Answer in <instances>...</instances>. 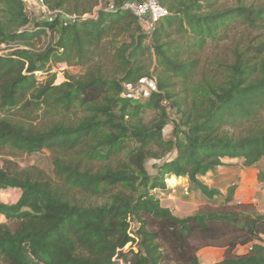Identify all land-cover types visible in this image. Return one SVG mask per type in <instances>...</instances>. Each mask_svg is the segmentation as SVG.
I'll list each match as a JSON object with an SVG mask.
<instances>
[{
    "label": "trees",
    "instance_id": "16d2710c",
    "mask_svg": "<svg viewBox=\"0 0 264 264\" xmlns=\"http://www.w3.org/2000/svg\"><path fill=\"white\" fill-rule=\"evenodd\" d=\"M123 1L115 3L120 8ZM159 1L170 15L159 22L149 46L136 16L120 9L65 24L59 19L32 21L24 0H0V43L23 47L0 54V108L5 114L0 115V151L10 146L29 154L43 149L55 154V178L37 169L18 171L0 164V190L22 191L16 203L0 201V216L6 217L0 223V264H202L199 250L211 242H199L221 240L229 250L217 264H264V214L245 211L250 205L238 204L243 210L235 213L179 217L152 193L168 192L170 176L187 177L191 190L213 200L223 193L202 177L223 165L224 158L242 159L247 167L264 158V127L250 134L237 131L264 109L263 40L256 45L232 43L226 78L203 75L205 92L189 99L199 63L193 50L208 40L228 39L239 25L264 30V5L221 8L217 0ZM45 2L71 14L91 12L99 4ZM169 29L176 37L169 34L165 40ZM115 32L129 34L131 40L114 46L112 78L101 71L70 76L61 84L47 78L49 63H86ZM47 38L49 43H43ZM147 54L156 57V89L144 103H134L124 97V85L152 76L144 65ZM168 101L181 114L170 140L163 134ZM147 109L157 111L152 125L141 116ZM33 110L77 119L37 128L14 117L29 118ZM77 111L82 112L80 119ZM174 151V158L158 165V175L149 174L148 158L161 159ZM73 153L103 165L92 170L74 160ZM71 190L81 198L106 200L86 204ZM232 235L239 237L228 240ZM240 244L247 251L232 252Z\"/></svg>",
    "mask_w": 264,
    "mask_h": 264
},
{
    "label": "rangeland",
    "instance_id": "374dc122",
    "mask_svg": "<svg viewBox=\"0 0 264 264\" xmlns=\"http://www.w3.org/2000/svg\"><path fill=\"white\" fill-rule=\"evenodd\" d=\"M25 1V0H24ZM30 0H27V3ZM102 2V5L105 6L108 0H99ZM100 4V3H99ZM98 4V5H99ZM240 4L244 5H264V0H217V7H234ZM102 6V7H103ZM77 7L81 9L82 5H71L70 8L74 9ZM101 10V9H99ZM102 12V10L100 11ZM98 12V13H100ZM74 14H79L74 12ZM34 21H41V15L35 13ZM142 29H144L142 27ZM236 29V28H235ZM132 32V31H131ZM144 32V30H143ZM169 34L171 38H175L176 35L172 32V29L168 30V34L165 36V40L169 39ZM152 35V34H151ZM147 35L145 38V44L152 46L154 44L153 36ZM235 36V39L232 38ZM229 38H232L229 41ZM226 40L212 41L208 40L202 48H197L193 50V57L199 59L198 67L194 73L192 83L190 84L191 93L189 96L192 98L194 96H199L204 93L205 84L202 83L203 75L220 77L221 79L226 78V65L231 63V45L235 41H240L242 43H247L249 45H256L258 41H264V30H245L242 25H239L238 30H235L230 34V37ZM131 37L129 34H119L113 33L106 38L102 44L96 48L94 58L86 63L73 62V64H67L64 62H52L46 66V69L49 71L46 73L47 78L50 80L54 78L55 84H61L68 79L70 76L81 77L88 71H101L102 74L106 75L109 78H112L116 73L115 62L111 58V53L114 49V46H119L123 42L130 41ZM49 43V38L47 41L44 40L43 43ZM38 47L43 48L42 44H38ZM16 47H10L8 50L14 51ZM154 52L152 47V53ZM144 65L146 69L151 73L152 76L149 78L156 80L158 78V72L156 71L157 63L155 54L151 56L147 54L144 57ZM146 80V81H145ZM148 78H144L135 83H126L124 90V97L131 99L134 103L142 102L144 103L148 99V92L152 91L151 81ZM145 81V82H144ZM157 82V80H156ZM179 87L177 88V90ZM167 103V104H166ZM166 110L168 112L167 124L163 130L164 138L167 140L174 139L175 126L180 122V113L178 109L173 106L169 101L166 102ZM131 110V109H130ZM78 117L82 116L81 111H77ZM0 115H5L3 109L0 108ZM29 118L27 116L17 117L18 119H24L28 124L35 126L37 128H43L50 124H54L59 120L66 122L73 121L77 117L73 114L56 112L50 110L44 112L43 110H33L29 113ZM141 116L144 118L145 122L149 125H152L157 118V111L154 109L145 110ZM264 127V109L261 110L257 116L252 117L250 120H245L237 131H240L242 134H250L253 132L259 131L260 128ZM134 144V143H133ZM54 153L48 149H43L42 151L36 154H29L22 150L14 149L10 146H7L3 151H0V164L3 166H8L11 169L18 171L24 170H40L46 176H51L55 178L53 158ZM176 156V151L167 154L161 159L148 158L145 162V166L150 175H158V165H161L166 160H171ZM72 157L76 161L82 162V165L91 168L92 170H97L103 165V162L100 160H91L86 157H82L81 154L73 153ZM223 165L218 166L219 170H235L226 175V179L220 182H216L219 188H224L222 196H217L213 200L208 199L200 191H194L190 189V183L186 180H179L170 176L166 180L167 185H176V191L172 192L170 195L167 191H162L161 189L152 190V193H155L159 198L161 204L165 207H169L174 214L179 217H187L198 212L208 213L213 211H230L237 212L241 207H238L239 201H244L250 206L246 207L245 211H254L258 214H264V158L260 160L253 166H250L252 169L258 170V184L257 189L260 190L258 197L253 198L251 196H244L243 185H241V176L242 170L246 169L247 166L244 164L242 159L234 158L231 162V159L224 158ZM227 161V162H225ZM55 180V179H54ZM210 180V179H208ZM206 182L207 180H203ZM214 182V181H213ZM233 190V191H232ZM231 191L233 193H231ZM72 193H75V197L81 198V194L77 191L71 190ZM21 189L19 188H9L6 190H0V201L13 204L16 203L21 197ZM235 194L239 198L235 197ZM232 198L231 201L227 200ZM81 200L85 201L86 204H102L106 200L104 197H96L87 195V197H82ZM240 206V205H239ZM243 210V209H242ZM238 235H232L228 238L230 241L237 239ZM211 242L207 246H201L198 256L202 264H217L223 260L224 256L227 255L229 246H226L225 240L221 241H204L199 242V245H205V243ZM198 243V242H197ZM247 247L240 244L236 248L232 249V252H246Z\"/></svg>",
    "mask_w": 264,
    "mask_h": 264
},
{
    "label": "built area",
    "instance_id": "2783aa9c",
    "mask_svg": "<svg viewBox=\"0 0 264 264\" xmlns=\"http://www.w3.org/2000/svg\"><path fill=\"white\" fill-rule=\"evenodd\" d=\"M115 2L116 0H108L105 6L102 5V2H99L100 4H97L91 12H87L84 14H71L65 11L64 9H52L45 2V0H30L28 1V3L27 0H25L27 10L32 21H34V14L37 13L41 15V21L43 22H54L56 19H59L61 22L68 24L70 22H75L79 20L97 19L100 14L98 12H100L101 10L105 12H116L120 9L124 12H129L135 15L141 23L142 27L144 28V33L147 35H151L157 28L159 22L165 20L170 15L168 8L163 6L159 0H124L120 8L116 5ZM29 26L30 25H28L27 27ZM10 47H16V49L23 48L22 46L18 47L14 45H6L4 43H0V54L6 55L12 52H9L8 50ZM148 79L152 80V78ZM156 83L157 82L156 80L154 81V79L151 81L152 91L148 92V96H150L151 93L156 89ZM119 264H130V262L126 260H121Z\"/></svg>",
    "mask_w": 264,
    "mask_h": 264
},
{
    "label": "crops",
    "instance_id": "0c3cea01",
    "mask_svg": "<svg viewBox=\"0 0 264 264\" xmlns=\"http://www.w3.org/2000/svg\"><path fill=\"white\" fill-rule=\"evenodd\" d=\"M230 159V158H229ZM234 158L231 159V162L233 161ZM227 162V161H225ZM232 171L235 172V170H219L218 168H216L213 171L208 172L205 176L202 177V180H207L205 183L207 185H209L210 187H214L219 189L222 193L224 192V188H219L216 182H220L222 180L226 179V175L231 173ZM258 170L257 169H252L251 167H247L246 169L242 170V176H241V185H243V189H244V196H251L253 198L258 197L260 195H258L260 193V190H258L257 184H258ZM176 177V176H175ZM179 178V180H186L187 182H189L187 177H177ZM210 179V180H208ZM214 181V182H213ZM264 182V180H263ZM263 184V183H262ZM178 187V184L172 186V185H168V193L170 195H172V192L176 191V188ZM236 198H239L237 196V194H235ZM244 201H239V203H242ZM6 221V217L4 215L0 216V223L5 222ZM244 253V252H243Z\"/></svg>",
    "mask_w": 264,
    "mask_h": 264
}]
</instances>
